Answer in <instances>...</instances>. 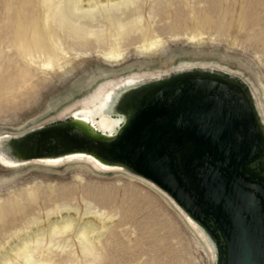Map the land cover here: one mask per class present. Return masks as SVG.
Masks as SVG:
<instances>
[{
	"label": "rangeland",
	"instance_id": "374dc122",
	"mask_svg": "<svg viewBox=\"0 0 264 264\" xmlns=\"http://www.w3.org/2000/svg\"><path fill=\"white\" fill-rule=\"evenodd\" d=\"M108 14L124 23L138 18L143 29L99 41L77 40L61 32L64 61L55 68L57 74L36 70L32 78H22L18 54L0 50V137L65 123L79 109L61 116L66 108L105 81L125 82L133 74H152L145 79L155 80L184 71H213L259 98L264 111V0H132L119 11L98 6L91 14L93 31L106 29ZM150 39L163 42L156 53L141 49ZM111 50L122 54L118 60L106 58ZM138 176L142 178L83 160L15 167L0 163V206L16 200L21 207L0 222L2 253L19 237L46 229L49 221L66 213L81 222L91 217L85 212L95 211L112 222L102 238L104 257L99 264H216L170 198L149 184L153 181ZM28 192L36 195L34 201ZM73 236L74 230L56 237L55 246L64 237L68 245L62 251L52 247V253L66 258L70 249L83 261Z\"/></svg>",
	"mask_w": 264,
	"mask_h": 264
},
{
	"label": "water",
	"instance_id": "95a60500",
	"mask_svg": "<svg viewBox=\"0 0 264 264\" xmlns=\"http://www.w3.org/2000/svg\"><path fill=\"white\" fill-rule=\"evenodd\" d=\"M149 86L113 140L77 132L71 116L65 123L10 137V142L36 133L50 150H64L58 161L68 152H81L99 165H120L142 175L211 234L216 264H264V174L250 177L239 171L253 150L252 123L243 127L227 103L232 87L248 100L258 125L245 88L210 73L185 71ZM151 101L154 106L142 109Z\"/></svg>",
	"mask_w": 264,
	"mask_h": 264
},
{
	"label": "bare ground",
	"instance_id": "6f19581e",
	"mask_svg": "<svg viewBox=\"0 0 264 264\" xmlns=\"http://www.w3.org/2000/svg\"><path fill=\"white\" fill-rule=\"evenodd\" d=\"M131 1L0 0V50L3 52L10 49L18 54L21 63L19 71L22 78L27 75L32 78L36 70L45 71L46 74H49V71L57 74L55 68L61 65V61H64V47L59 43L61 32H65L68 36H74L77 40L94 38L99 41L112 36L119 38L120 35L128 34L130 31L142 30L143 28L137 25L140 22L138 18L130 19L124 23L119 18L109 14L107 17L104 16L106 17L104 18L106 29L101 28L98 33L92 30L91 21L94 18H92L91 14L94 9H98V6L105 8V10H107V7H112L119 11L121 7L126 6ZM191 39L194 40L195 36H192ZM162 43L160 39L146 40L141 49L145 52L156 53ZM121 55V53L111 50L106 54V58L118 60ZM64 68L65 66L62 67L61 72L64 71ZM205 73L215 75L213 71H205ZM149 75L152 74H133L125 82L124 80H122L123 82L118 80L105 81L91 95L76 101L60 115L72 113L74 109L79 108L77 112H73L72 119H74V122L70 125L71 127L91 138L105 141L113 140L118 131L126 126L132 118L138 96L150 87V83L161 79V77H157L155 80L145 79ZM248 98L254 109L255 120L262 129L264 137V111L260 99H256L254 95L249 94ZM98 133L101 134L99 135ZM50 149L48 144L36 136V133L22 136L15 142H10V137H0V163L5 166L15 167L19 166V163L23 160L33 159L32 162L56 164L60 160L59 155L64 150L52 151ZM68 155V160H83L107 171L125 170L133 177L142 178L120 165H99L91 155L85 153L68 152ZM261 171L264 174V159L261 163ZM149 184L170 198L177 210L185 218L184 220L187 221L186 223L203 240L210 256L216 261L217 248L211 234L204 230L164 190L153 182L149 181ZM28 198L34 201L36 195L29 193ZM19 211H21V207L16 200L11 201L7 206L1 205L0 222L4 221L8 213ZM66 214L59 220L49 221L46 229H43L41 225L39 226L42 228L41 230H36L34 233L31 232V235L28 233L27 237H19L17 239L18 242L13 247L11 246L8 249L9 251H6L7 253H2L0 249V264H99L104 257L102 254L104 250L102 238L112 228L111 217H108V215L104 216V212L87 211L85 215L91 214V217H86L85 220L81 219V222H77L76 218L71 217L68 213ZM35 220L37 221V218ZM40 224H43L42 221H40ZM72 230H74L73 237L78 243L76 244L79 246V252L84 257L83 261L80 262L78 258H75V252L70 251V249L67 251L68 256L66 258H59V255L54 250L52 253L51 250L52 247L61 251L67 248L68 244L65 245L64 243L69 239L64 237L56 246L53 244L54 239L56 237L62 238L63 235ZM46 244L48 247L43 249V245ZM69 247L72 248L73 244L69 245ZM10 253L12 255H9Z\"/></svg>",
	"mask_w": 264,
	"mask_h": 264
},
{
	"label": "flooded vegetation",
	"instance_id": "af4514ba",
	"mask_svg": "<svg viewBox=\"0 0 264 264\" xmlns=\"http://www.w3.org/2000/svg\"><path fill=\"white\" fill-rule=\"evenodd\" d=\"M231 93H229V98L227 99L228 106L234 116L242 119V126L248 122L252 123L251 135H252V148L253 150L249 156L245 159V162L241 164L239 171L244 174V176H257L260 177L261 163L264 159V137L260 132V129L253 120V116L250 112V105L248 100L241 94H239L236 89L229 87ZM167 101V102H166ZM165 107L168 100L164 99ZM154 101L147 102L143 105L142 109L146 110L148 107L154 106ZM167 107V106H166ZM244 130V129H243ZM239 146L238 142L236 146Z\"/></svg>",
	"mask_w": 264,
	"mask_h": 264
},
{
	"label": "trees",
	"instance_id": "16d2710c",
	"mask_svg": "<svg viewBox=\"0 0 264 264\" xmlns=\"http://www.w3.org/2000/svg\"><path fill=\"white\" fill-rule=\"evenodd\" d=\"M57 150H60V149H57Z\"/></svg>",
	"mask_w": 264,
	"mask_h": 264
}]
</instances>
